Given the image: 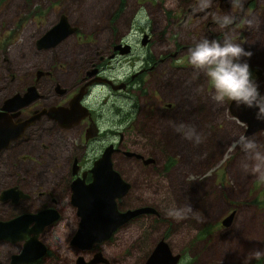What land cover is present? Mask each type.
I'll return each instance as SVG.
<instances>
[{
    "label": "rangeland",
    "instance_id": "rangeland-1",
    "mask_svg": "<svg viewBox=\"0 0 264 264\" xmlns=\"http://www.w3.org/2000/svg\"><path fill=\"white\" fill-rule=\"evenodd\" d=\"M140 1L0 0V101L34 84L36 72L51 69V78L42 77L35 82L44 97L34 106L53 104L59 97L54 94L55 84L73 88L80 73L97 63L100 54L107 56L110 53L116 33L119 37L128 24L129 43L136 49L139 43L135 23L143 25V19L140 14L131 19L132 15L140 10L145 17L155 14L152 4L139 8ZM61 15L67 17L70 25L76 28L75 32L54 47L38 49L37 41L58 22ZM145 26L146 29L150 27L148 24ZM250 30L249 37L243 41H238L236 31L231 37L252 53L250 57H241V62L249 64L251 78L264 95V75L257 77L254 73L258 69L264 70V27L252 25ZM127 60L129 63L122 67L112 68L110 75L114 79H123L138 68L139 62L132 61L133 57ZM186 62L182 58L176 64L186 65ZM114 64L112 61V66ZM200 74L202 83L197 84L195 72L189 70L187 74L184 69L171 70L169 78L177 86L161 94L174 104L192 109L193 117L178 128L184 126L181 130L184 134L194 129L202 138L201 142L185 139V135L175 140L174 145L179 151L176 152L177 165L167 173L145 169L133 160L119 164L118 171L132 184V189L118 205L125 210L149 206L156 209L161 217L148 215L140 218L123 229L120 240L112 245L132 244L139 233L150 231L138 244H152L155 239L164 237L174 252L181 253L179 264L263 263L264 255L257 259L254 253L264 250V180L245 170L244 165L250 163L248 154L239 147L234 151L231 149L233 142L244 135V124L230 114V100L225 99L222 104L215 102L211 98L214 94L211 83L203 72ZM108 95L110 92L101 87L93 89L91 94L92 105L101 112L104 128L117 122L121 116L116 112V106L121 104H113L120 98ZM201 99L206 117L204 113L196 114L195 111ZM102 101L105 102L99 108ZM131 105L132 100L124 101L122 111L127 112ZM196 115L201 116L204 123L197 121ZM182 120V116L166 119L164 124H179ZM118 126L114 124L113 128ZM78 131L60 130L51 121H45L42 130L39 127L38 131L34 130L29 142L5 155L4 163H0V190L17 184L33 196L31 201L20 203L16 212L35 209L41 203H49L51 197L57 198L58 207L65 213L64 218L44 236L54 250L66 246L77 227V218L68 204L66 187L72 158L79 155L85 158L84 154L89 153L84 152V137L81 135L80 138ZM262 137H257L256 141L264 146ZM20 151L26 158L11 166ZM41 191L50 194L37 198ZM188 204L194 210L189 218L177 221L168 215L173 205L184 207ZM235 204H239V214L232 227L224 229L221 220L236 208ZM12 214L7 204L0 203V218ZM201 214L205 218L203 222L196 218ZM65 232L68 235L63 241L54 239L55 235ZM12 249L8 244H0V264L7 260ZM114 253L115 248H111L109 255Z\"/></svg>",
    "mask_w": 264,
    "mask_h": 264
},
{
    "label": "flooded vegetation",
    "instance_id": "flooded-vegetation-1",
    "mask_svg": "<svg viewBox=\"0 0 264 264\" xmlns=\"http://www.w3.org/2000/svg\"><path fill=\"white\" fill-rule=\"evenodd\" d=\"M147 3L153 5L154 15L147 14L146 17L142 16L143 12L140 10L135 11L131 18L134 19L136 14H140L143 19V25L135 23L137 42L139 43L136 49L129 43L130 27L128 24L127 28L120 32L119 37L116 33L111 43L110 53L107 56L100 54L97 63H94L90 69L80 73L78 79L75 80L73 88L69 89L68 87L55 84L54 94H57L59 97L53 104L49 105L50 107L69 108L72 99L81 92L80 105L87 108L88 114L77 124L71 127H62L57 120L51 119L47 113H43L37 120L24 126L20 137L12 140L5 148L0 150V163H4L3 159L5 155L17 151L23 143L29 142L31 133L34 130L38 131V127L42 130L45 121H51L60 130L78 129L80 138L81 135L84 137L85 145L83 146V150L86 153L89 151L88 155L84 154L85 158L81 155L74 156L69 168L70 179L66 187L69 195L68 204L72 207L75 218H77V227L66 246H59L54 250L44 238L47 231L61 221L65 215L62 209L58 207L59 202L57 198L51 197L49 203H41L35 209H24L16 212L17 206L20 203L32 200V194L24 191L17 184L0 190V195L9 188L21 191V195L18 197L9 196L5 200L0 198V203L7 204L13 213L12 216L1 217L0 221H7L25 213H36L49 208L56 209L59 214L58 219L45 227L38 237L45 245V253L34 260L18 264H146L151 253L162 240L167 243L172 255H179L176 264L181 262V253L174 252L172 246L169 245L164 237L155 239L152 244H138L145 240L150 231L139 233L137 239L132 244H125L124 246H120V244L112 245L114 242L117 243L120 240L124 232L123 229L133 222H137L140 218L148 215L160 218L161 214L156 209L154 213H143L132 217L116 229L110 237L101 242L92 243L88 249H82L76 244H72V238L78 230L80 218L77 214V207L71 203V185L78 178L83 179L85 183L91 181L90 170L109 145H113L114 150L111 153V161L113 169L117 172H119V164L128 160H133L143 168L152 169L161 174L172 171L177 165L176 152H179L174 145V141L185 135L183 131H178L177 128L181 124L188 122L189 117H193V113L191 112L192 109L179 105V103L174 104L172 101L167 100L165 95L161 94V92L171 91L177 86V83H173L169 78L170 71L184 69L187 74H189V70L192 73L195 72L193 67L188 68V66H191L188 63L189 49L202 39H214L222 42L226 37L232 39L231 34L233 31H236L238 41H243L249 37L252 25L260 24L261 27H264V0H241L242 7L234 6L233 0H211L209 8L195 13L193 9L198 7L199 0H141L138 3L139 8H143L142 6ZM223 16H232L234 22L226 28H221L216 22V17ZM248 20L252 21L251 25L246 23ZM145 24H148L150 27L146 29ZM128 57H133L132 61L139 62L138 68L123 79H114L110 75V71L116 66L122 67L123 64L129 63ZM182 58L187 60L186 65L176 64ZM112 61H115L113 66ZM161 67L165 68L161 69ZM257 71L262 72L260 75H264V70L258 69L254 72L257 77L260 76L257 75ZM35 76L34 84H30L24 90L16 93L23 95L28 87L34 86L39 96L28 105L9 113L10 115L16 113L11 117L14 126H22L30 117L50 108L48 105L41 107L34 105L39 99L44 97L38 91L36 83L42 77L51 78L52 71L51 69L38 71ZM201 77V74L196 76L197 84L202 83ZM96 87L106 88L110 92V95L120 98L119 101H113V104H121L116 106V112L119 115L121 114V116L117 122L111 123L105 128L100 120L101 112H99V109H96L97 107L94 108L92 105L91 94ZM133 92H136V95ZM11 95L1 99L0 109L4 100L11 97ZM128 99L132 100V105L128 108L127 112H123V102L128 101ZM104 102H101L99 108L102 107V103ZM201 105H203L202 99L195 108L196 114L200 113L203 115L204 109ZM180 116L183 118L181 123L177 124L176 122L174 125L169 123L165 126L164 121L166 119H176ZM196 119L200 123H204L201 116H197ZM114 124L119 125L118 128H113ZM243 124V134L245 135L247 126L245 123ZM88 129H90L89 132ZM90 132L92 134L95 133L94 135H90ZM261 135H263L262 138L264 140V129L247 136L256 141V138ZM129 153L133 155H129ZM25 158L26 156L23 154V151L18 152L11 166L17 165L16 163H19L20 159ZM128 183L130 187L126 194L116 200L117 208L120 212L129 210H125L119 206L121 204L120 201L126 198L132 189V184ZM49 194V192L45 193L41 191L36 197L42 199L45 195ZM262 194L264 195V190H262ZM235 207L221 220V226L224 229H230L235 218L238 216L237 207L239 208V204H235ZM231 213H233V216L230 223L224 226L222 224L223 220ZM119 233H121L120 236H117ZM31 236L32 234L26 235L27 240ZM25 242L26 239L15 243H10L5 239L0 240V244L5 243L13 247L8 253L7 260L1 264H12V256L21 252ZM111 248H115L113 255H109Z\"/></svg>",
    "mask_w": 264,
    "mask_h": 264
},
{
    "label": "water",
    "instance_id": "water-1",
    "mask_svg": "<svg viewBox=\"0 0 264 264\" xmlns=\"http://www.w3.org/2000/svg\"><path fill=\"white\" fill-rule=\"evenodd\" d=\"M75 30L76 28L70 25L67 17L61 15L58 22L37 41V48L54 47L73 34ZM261 73L257 71V75ZM38 96L36 88L30 86L23 95L16 93L4 100L0 109V150L12 140L20 137L24 126L37 120L43 113H47L49 118L57 120L62 127H71L88 114L87 108L80 105V92L72 99L69 108L50 107L30 117L22 126H14L11 117L16 113L13 115L9 113L28 105ZM228 109L233 117L246 124V136L264 129V121L255 118L256 109L246 108L243 105L237 107L232 101L229 102ZM94 133L90 132V135H94ZM113 150V145L107 146L102 156L94 163L90 170L91 181L89 183L78 178L71 185V203L77 207V214L80 218L78 230L72 238V244H76L82 249H88L92 243L107 239L132 217L155 212V209L149 206L129 209L125 212L118 210L116 200L126 194L130 184L113 169L111 161ZM129 155L133 154L129 153ZM20 195L21 191L9 188L1 193L0 198L5 200L9 196L18 197ZM232 216L233 213L226 217L222 224L227 226ZM58 217V211L49 208L36 213H25L7 221H0V240L5 239L10 243H15L26 239L21 252L12 256V264L34 260L45 253V245L38 237L43 229L55 222ZM31 234L32 236L27 240L26 235ZM178 258L179 255H172L167 243L162 240L157 244L146 264H176Z\"/></svg>",
    "mask_w": 264,
    "mask_h": 264
},
{
    "label": "clouds",
    "instance_id": "clouds-1",
    "mask_svg": "<svg viewBox=\"0 0 264 264\" xmlns=\"http://www.w3.org/2000/svg\"><path fill=\"white\" fill-rule=\"evenodd\" d=\"M234 6L242 7L241 0H233ZM211 5V0H199L197 8L193 12L204 11ZM216 22L221 28H226L234 22L232 16L216 17ZM249 25L251 20L246 21ZM252 53L246 51L240 43L234 42L226 37L222 42L219 40H209L207 38L197 42L189 49V64L195 70V76L201 72L211 83L213 89L212 99L222 104L225 99L235 102L237 107L243 105L246 108L256 109L255 118L264 121V95L259 92L258 85L252 80L249 64L241 62V57H250ZM181 126L177 130H182ZM186 139H194L196 143L201 142V137L195 133L194 129H189L185 133ZM239 147L248 154L250 163L245 164V170L259 179L264 180V146L259 145L254 139L241 135L236 139L231 149L234 151ZM194 214L191 205L176 207L173 205L168 210V215L180 221L189 218ZM199 222L204 221L203 215L196 217ZM68 233L58 234L54 239L63 241ZM264 255V250H257L254 258Z\"/></svg>",
    "mask_w": 264,
    "mask_h": 264
},
{
    "label": "bare ground",
    "instance_id": "bare-ground-1",
    "mask_svg": "<svg viewBox=\"0 0 264 264\" xmlns=\"http://www.w3.org/2000/svg\"><path fill=\"white\" fill-rule=\"evenodd\" d=\"M137 157V156H136Z\"/></svg>",
    "mask_w": 264,
    "mask_h": 264
}]
</instances>
